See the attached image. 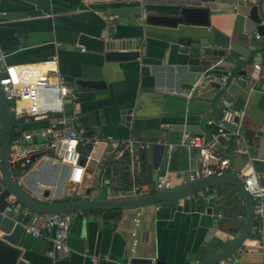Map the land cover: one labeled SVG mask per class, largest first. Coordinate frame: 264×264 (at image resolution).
Wrapping results in <instances>:
<instances>
[{"label": "crops", "instance_id": "obj_1", "mask_svg": "<svg viewBox=\"0 0 264 264\" xmlns=\"http://www.w3.org/2000/svg\"><path fill=\"white\" fill-rule=\"evenodd\" d=\"M237 2L186 0L188 6L208 9L206 27L147 26V30H142L147 54L160 60V65H149L141 60L105 61L103 54L84 49L79 43L81 34L94 35L103 25L114 24L116 16L106 12L108 8L120 6L118 3L81 0L76 5L70 0H0V48L8 54L10 74L14 77L21 65L39 70L28 84L14 78L20 90L19 96L9 104L11 141L30 132L31 140L24 143L37 148L30 164L21 170L11 166L16 183L31 197L46 204L110 199L112 193L128 192L134 184L151 186L162 176L170 181L171 187L184 184L187 172L199 166L200 158L197 149L181 145L182 129L194 125L200 126L204 134L214 131L215 124H208L206 120L217 119L223 111L221 94L225 95L229 108L247 106L240 119L247 154L231 156L235 136L215 145L218 152L231 156L226 170L240 175L250 168L251 158L264 159V77L259 75L253 85L243 86L239 83L242 78L232 75L239 59L255 57L258 51L248 41L249 31L256 26L249 16L250 6L238 4L236 7ZM263 3L264 0L257 2L259 12L264 8ZM119 20L129 31L128 36L142 34L141 17ZM212 29L220 37L225 35L234 40L244 51L250 45L252 49L235 57L229 48V54L212 65V79L206 80L201 74L191 78L179 76L178 38H203ZM260 62L264 66V57ZM227 71L230 75L222 84L219 76ZM58 76L63 78L69 93L77 79L104 82L94 90V98L79 103L82 122L87 126L86 135L99 139L88 148L80 147L84 174L78 184L69 181L67 165L54 157L46 147L48 140L40 135L59 115L55 110ZM62 105L66 114L77 109L72 101H62ZM131 136L147 146L141 152V166L132 175L128 167L129 182L123 183L119 162L115 161L117 166H113L117 160L114 152L121 140ZM165 156L168 158L166 172L159 175ZM220 186L225 189L230 184ZM203 196V192H198L181 197L176 206L147 203L124 209L74 210L70 212L66 250L51 258L47 255L51 247L47 236L35 237L23 231L18 245L19 258L25 264H133L132 258L185 264L192 259H204L237 239L244 227L246 207L240 200L235 206L227 205L228 216L221 211L209 214L204 209ZM13 198L10 195L7 201ZM13 211L22 225L30 221V212L20 204ZM137 211L141 212V221L132 250V218ZM254 225L240 247L222 259L225 264H232L231 259L238 264H264V239L257 235ZM86 250L99 255L98 261L92 262Z\"/></svg>", "mask_w": 264, "mask_h": 264}, {"label": "water", "instance_id": "obj_2", "mask_svg": "<svg viewBox=\"0 0 264 264\" xmlns=\"http://www.w3.org/2000/svg\"><path fill=\"white\" fill-rule=\"evenodd\" d=\"M81 0H70L72 4H78ZM87 3H118L120 6L107 9V14L116 16L114 24L103 25L94 35L81 34L79 43L84 49L103 54L105 61H133L141 60L144 64L160 65V60L147 54V45H144L142 30H147V26L177 27L178 24H191L198 26H208V9L201 6H188L186 0H84ZM131 3V4H128ZM258 4L251 5L249 16L256 24L249 33V44L258 50L256 56L252 58H241L234 66L232 75H237L241 85H253L256 78L264 72L261 59L264 57V8L258 10ZM264 6V3H263ZM259 12V13H258ZM141 17V35L128 36L121 25L119 19L123 17ZM138 23V22H137ZM258 34V37L256 36ZM179 62L176 63L178 73L181 77L191 78L196 74H201L204 79H212V65L218 63L221 57L229 54V48L234 51L235 57H240L250 51L251 45L244 51L242 47L234 43L228 36L221 37L213 29L209 35L203 38H192L180 36ZM252 49V48H251ZM253 63H252V62ZM252 63V64H251ZM254 64H259L260 69H256ZM11 73V66L0 73V264H25L19 258V239L23 232L22 224L14 214L7 201L12 195L14 199L25 209L35 212L47 213H69L77 209L91 208H117L124 209L147 203H158L166 206H176L179 198L203 192L205 196L204 209L207 213H218L221 211L228 216V206H235L238 201L243 200L246 207L244 227L237 239L224 249L218 250L204 259H192L185 264H217L219 261L235 252L245 238L250 234L254 220V203L251 194L245 188L239 175L228 170L220 174H213L205 178L178 184L168 189L154 191L147 195L137 197H126L117 199L89 198L77 199L62 204H46L40 202L26 193L14 180L9 162V152L11 145V123L10 105L4 96L1 81L8 78ZM203 79V78H202ZM199 80V78H198ZM104 85L102 80L77 79L75 86L71 87L70 93L64 97L65 103L72 101L75 108L80 107V102L90 100L95 96V89ZM190 87V84H185ZM126 114H129L127 110ZM222 112L218 113L220 118ZM129 117V116H128ZM128 117L126 119H128ZM228 129L232 126L223 123ZM86 129V125H84ZM186 129L200 132V126L189 125ZM168 163L167 156L164 157L160 167L159 175H164ZM250 164L258 175V182L264 185V159L251 158ZM156 166V163L154 164ZM156 179V178H155ZM228 183L230 187L221 188V184ZM211 189V190H210ZM213 189V190H212ZM220 199L219 202H215ZM215 203V204H214ZM131 262H143L151 264V259L132 258ZM164 260H156L154 264H165Z\"/></svg>", "mask_w": 264, "mask_h": 264}, {"label": "built area", "instance_id": "obj_3", "mask_svg": "<svg viewBox=\"0 0 264 264\" xmlns=\"http://www.w3.org/2000/svg\"><path fill=\"white\" fill-rule=\"evenodd\" d=\"M258 0H238V4L251 6L257 4ZM258 37V34H256ZM7 53L0 48V73L7 70ZM256 69H260L259 64H254ZM39 73L37 68L31 65H21L16 69L15 76L9 74L8 78L1 81V87L6 98V101L11 104L19 96V83L28 84L33 81V78ZM230 72L219 76V82L225 84ZM264 77V72L261 74ZM15 78V80H14ZM56 108L59 115L54 117L53 123L40 131V135L46 137L47 148L52 152L61 163L68 167V179L72 183L78 184L82 181L84 174V165L82 163L81 146L89 147V144L96 142L99 138L94 135H86V129L82 122L80 110H73L70 114L63 111L62 101L69 94V88L65 84L62 77L58 76L56 85ZM220 100L224 105L222 115L215 120L207 119L206 123H214L216 128L210 134L194 132L183 127L181 132V145L198 150L200 164L199 166L190 169L184 183L195 181L201 178L208 177L213 174H220L225 171L230 165V157L238 154H247V144L245 138L240 132V119L245 113L247 106L242 108H229L226 106V97L221 94ZM223 123H228L232 126L228 129ZM230 136L236 137V143L232 147L231 156L223 155L215 149L216 143L222 144L224 140ZM32 134L24 133L21 138H16L11 141L9 162L10 166H17L20 170L32 162V156L37 152V148L33 145H25L24 142L30 141ZM117 150L114 152V158L120 159L123 155L128 156V164L131 175L135 169L139 168L142 163L141 152L146 148L147 144L135 136L128 137L118 143ZM251 160V159H250ZM250 163V162H249ZM250 168L243 171L239 177L242 179L245 188L249 191L254 203V220L255 230L257 235L264 239V185L258 182V175ZM171 187L170 181L162 176L157 179L151 186H140L134 184L130 191L112 193L109 198H126L137 197L150 194L154 191H161ZM152 190V191H150ZM9 206L15 209L19 203L13 198ZM158 207V206H157ZM27 211V209H25ZM30 212V221L22 225L23 231L38 237L45 235L51 242V247L47 251V255L54 258L55 255L68 248L67 237L69 234L72 214L69 213H47V212ZM241 216V215H239ZM141 221V212L137 211L132 218V250L137 243L136 235L137 228ZM85 254L89 256L92 262L98 261L99 255L90 253L88 250ZM232 264H238L236 260H230ZM155 261H152L154 264ZM225 260H221L218 264H225Z\"/></svg>", "mask_w": 264, "mask_h": 264}, {"label": "trees", "instance_id": "obj_4", "mask_svg": "<svg viewBox=\"0 0 264 264\" xmlns=\"http://www.w3.org/2000/svg\"><path fill=\"white\" fill-rule=\"evenodd\" d=\"M119 164L120 168L119 170H121V180L123 183H128L129 182V164H128V156L127 155H123L120 159L114 160L113 161V166H117L116 162ZM115 177V176H114Z\"/></svg>", "mask_w": 264, "mask_h": 264}]
</instances>
